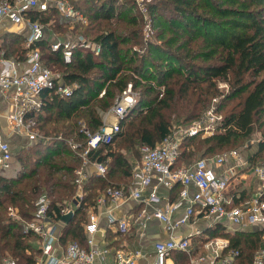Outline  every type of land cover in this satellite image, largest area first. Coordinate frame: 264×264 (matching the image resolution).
Segmentation results:
<instances>
[{
    "label": "trees",
    "instance_id": "trees-1",
    "mask_svg": "<svg viewBox=\"0 0 264 264\" xmlns=\"http://www.w3.org/2000/svg\"><path fill=\"white\" fill-rule=\"evenodd\" d=\"M75 3L87 17L86 24L65 19L54 6L34 14L39 13L49 30L61 35H84L101 43L102 50L96 54L77 49L72 63L67 64L61 52L52 51L49 34L37 43L44 64L61 72L66 83L77 84L78 88L70 97L49 90L43 93L45 105L36 118L41 132L53 135L52 140L15 147L19 143L16 139L11 144L13 169L0 171V264L9 256L19 264L36 262L41 254L38 236L25 234L18 221L9 215L8 208L17 207L19 214L30 220L36 200L46 191L57 219L62 218L60 205L75 196L76 170L82 163L68 141L86 142L82 123L92 132L98 131L104 114L129 84L138 94L137 103L121 122L123 130L113 143L101 146L94 154V160L107 166V174L90 178V189L87 185L88 194L81 208L60 237L64 244L73 240L85 246L87 236L82 223L87 219L89 206L100 192L113 185L110 179L123 173L133 175L124 149L140 156L139 148L156 147L170 133L174 121L189 125L212 104L222 114V120L213 134L184 139L178 167L191 166L199 156L219 155L214 153L250 138L258 123L264 127V0H155L150 4V12L157 17L156 27L161 31L156 42L143 40L142 16L134 0ZM161 4L171 8L166 20L159 16ZM165 33L169 38H164ZM2 42L8 54L15 52L25 58V38L11 35ZM140 45L146 47L143 53L134 50ZM219 82L228 85L225 93ZM218 96L222 98L213 103ZM235 100L228 109V103ZM118 141H123L126 148L116 150ZM232 150L237 149L228 151ZM262 156L264 130L256 152L249 159L255 164L264 161ZM210 239L198 241L195 249L203 253ZM232 242L234 249L240 251L239 258L256 254L252 244L244 242L243 246L238 238ZM189 259L187 253L179 252L176 264H189Z\"/></svg>",
    "mask_w": 264,
    "mask_h": 264
},
{
    "label": "built area",
    "instance_id": "built-area-1",
    "mask_svg": "<svg viewBox=\"0 0 264 264\" xmlns=\"http://www.w3.org/2000/svg\"><path fill=\"white\" fill-rule=\"evenodd\" d=\"M139 2V0H137ZM150 1V0H147ZM76 0H0V28L3 25L14 23L29 28L28 37L25 38L24 48L26 56L24 62L18 57L10 59L1 53L0 58V89L12 99L10 109L5 113L10 132L5 135L0 131V171L13 169L14 152L10 138L24 137L28 141L40 143L52 140L53 137L41 132L36 115L44 108L43 93L46 90L55 95L70 97L74 94L77 84L70 85L65 82L62 73L54 71L46 66L42 60V51L37 43L47 34L51 37V49L53 52H61L65 63H72L77 49L90 50L96 54L102 50V44L84 36L75 34H58L48 29L39 13L46 12L54 6L65 19L73 23L86 24L85 14L76 6ZM142 12L145 14L146 24L143 33L148 36L151 33V19L147 12L144 0L139 2ZM39 12L38 14H34ZM19 27V32L24 27ZM48 29V30H47ZM143 53V52H140ZM104 92L100 96H103ZM138 94L133 85L117 96L115 104L107 111L102 127L92 132L83 123L81 132L86 136V142L69 140V144L82 163L76 170L75 183L77 192L68 199L61 207L62 218L72 214L81 208L84 199V187L89 178L91 166H95L96 173L105 177L107 166L93 159L94 154L101 146L110 145L122 132L121 122L129 114V109L137 103ZM215 102L217 100H214ZM116 115L118 121L110 123L109 115ZM216 105L212 104L209 109L187 127L171 129L170 133L156 147L142 145L139 150L141 160L134 168V179L129 189L118 187L114 184L103 191L95 200L88 212L87 221L83 223L87 236L86 245L82 246L78 241H69L62 256L55 254V246L60 241V228L65 226L62 218L57 219V213L53 208L52 199L47 193L41 194L35 202V209L30 220L19 214L17 207L8 208L9 215L17 220L25 234H35L39 238L42 251L40 263L42 264H97L106 262L108 247L99 248L96 235L100 230V212L107 208L110 226L116 227L120 236H125L130 229V223L126 218H117L115 208L127 199H134L144 203L145 207L136 216V220L146 226L153 218L162 221L170 237L166 241H159L155 245V261L153 264H167V260L173 251L191 252L192 236L200 234L194 232L189 237L181 238L176 231L183 225L191 222L198 214L206 218L226 220L229 224L241 226L246 224L261 225L264 227V197L257 194L250 200L240 205H233L230 196V177L219 173L218 168L229 159H240L238 150H232L211 158H201L191 166L178 167L180 147L188 136L199 134L211 135L217 124L222 120ZM61 139V136L59 137ZM264 183V165H258L255 169ZM156 179L159 184L167 188L182 185L178 201L170 202L164 207H157L163 199L155 188L148 197L143 194ZM194 186L195 192L189 189ZM183 200L189 202L185 213L177 220L171 217L174 210L182 206ZM106 206V207H105ZM151 208V209H150ZM227 244L220 239H210L205 244L207 254L199 258L192 256V262L207 261L208 264H237L236 258L240 255L237 249L231 250L223 256L221 250ZM140 252H125L123 249L116 252L115 264H137ZM103 263V264H104ZM4 264H19L9 256L4 259ZM252 264H264V248L257 250Z\"/></svg>",
    "mask_w": 264,
    "mask_h": 264
},
{
    "label": "crops",
    "instance_id": "crops-1",
    "mask_svg": "<svg viewBox=\"0 0 264 264\" xmlns=\"http://www.w3.org/2000/svg\"><path fill=\"white\" fill-rule=\"evenodd\" d=\"M23 26L21 24H14L9 23L3 25L0 28V58L1 53L4 52L5 56L10 59L20 58V56L15 55V52L7 53L5 48L3 47V38L6 36L11 35H18L21 38H27L29 33V28L26 26L22 32H19V27ZM22 45V44H21ZM24 46V43H23ZM15 55V56H14ZM23 62L24 60L20 58ZM1 67V64H0ZM12 105V99L9 96H5V94L0 89V131L7 135L10 132L9 125L7 123V119L5 118V113L10 109ZM107 113V112H106ZM106 113L103 116V121L105 119ZM108 121L110 123H114L118 121L116 115L111 114L108 117ZM18 139L19 144L25 139L24 137H16ZM239 151V150H238ZM140 152V150H139ZM240 159L231 158L224 162L222 166L218 168L220 174L229 176L230 177V196L232 198V202H239L238 205L244 203L246 200H250L257 194H262L264 197V183L260 179L258 173L255 171L258 165H254L250 161V156H244V154L239 151ZM141 160L140 156H134L132 159L128 160L131 165L130 173L132 172L134 175V168L137 163ZM103 163V162H102ZM104 164V163H103ZM194 164V163H193ZM192 164V165H193ZM131 173V174H132ZM128 175H124V173L120 177H116L114 179H110L111 183L118 187H125L127 189L130 188L131 183L134 177ZM252 176V180L249 182V178ZM91 177H103L96 173L95 166H91L89 170V178L85 184L84 191H85V198L88 194L86 187L90 189L89 180ZM237 180L238 182L235 185L232 184ZM157 189L159 196L163 199V202L157 207H164L167 203L178 201L180 198V192L183 189L182 185L177 184L173 188H167L162 184H159L156 179L153 180L151 186L145 191L143 194L144 197H148L149 194L154 190ZM195 187L191 186L189 191L191 194L195 192ZM102 192H100L101 194ZM99 194V195H100ZM98 197V196H97ZM85 200V199H84ZM189 202L187 200H183L182 206L174 210L171 214V217L174 220L179 219L186 211L187 207L189 206ZM92 205L89 206L87 210V217L88 212L90 211ZM106 207V206H105ZM145 207L144 203L141 201H136L134 199H127L124 200L115 208V215L117 218H126L130 223L129 232L125 236H120L117 231L116 227L110 226L109 217L107 208H103L100 212V230L96 235V242L99 248L108 247L110 252L107 254L106 262H98L97 264H115V255L116 252L119 250H124L125 252H140L141 256L138 257L137 264H153L155 261V245L159 241H166L170 237L169 232L166 230L165 225L162 221L153 218L147 222V225L144 227L141 223L136 220V216L139 212ZM151 209V208H150ZM74 216L69 223H64L65 226L60 228V234L62 235L63 230L72 222ZM87 221V219H86ZM85 221V222H86ZM84 223V222H83ZM82 223V228L84 230ZM200 231V234L193 237L192 236V246L191 252L185 251H173L167 260V264H176L177 255L179 252H185L189 256V264H208L207 261L200 262H192V256L199 258L200 256L207 254L208 251L204 247V252L201 253L200 250L195 249L196 246L193 248L194 244H197L198 241L207 239V237H211V239H220L222 242L227 244L221 250L223 256H226L230 253L231 250H234L232 246L233 242L232 239L238 238L242 241V245L244 242H247L248 245H251L253 250L256 251V247L264 248V227L261 225H252L246 224L241 226H235L229 224L226 220H219L214 218H206L203 214L196 215L195 218L191 220V222L181 226L176 233L180 235L181 238L189 237L194 232ZM85 233V231H84ZM214 233L215 235H213ZM61 237V236H60ZM242 238V239H241ZM261 238V242L257 241ZM73 241V240H69ZM68 241V242H69ZM62 243L61 239L56 243L55 246V254L57 256H62L63 251L66 249L67 244ZM257 243V244H256ZM256 244V245H255ZM38 248L40 249V243H38ZM42 254V251H41ZM36 257V262L34 264H42L40 263L41 258ZM251 258L246 257H237L236 263L237 264H252L254 260V256Z\"/></svg>",
    "mask_w": 264,
    "mask_h": 264
},
{
    "label": "rangeland",
    "instance_id": "rangeland-1",
    "mask_svg": "<svg viewBox=\"0 0 264 264\" xmlns=\"http://www.w3.org/2000/svg\"><path fill=\"white\" fill-rule=\"evenodd\" d=\"M134 2H135V4H136V7L138 8V10H139V12H140V14H141V16H142V23H143V28H144V24H146V19H145V14L142 12V10H141V7H140V5H139V2H141V0H139V2L137 1V0H134ZM144 2L146 3V5H147V12H148V14H149V18L151 19V33L148 35V36H146L144 33H143V40L144 41H146V42H149L150 40H154L155 42L157 41V40H159L160 38H159V36L161 35V31H158V29H157V27H156V25H157V17H155V16H153L152 14H151V12H150V4H152V3H155V0H150V1H147V0H144ZM171 15V8H169V6H167V5H165V4H161L160 6H159V16H163V18H164V20H166V18H169V16ZM164 38L166 39V38H169V35H168V33H165L164 34ZM164 39V40H165ZM164 40L163 41H159V42H164ZM143 41V42H144ZM160 44V43H159ZM134 50L135 51H138V52H144L145 50H146V47H145V45H140V46H135L134 47ZM219 86H220V88L224 91V93L227 91V89H228V85L225 83V82H219ZM222 98V96H218V97H216L214 100H220ZM214 100H213V103H214ZM236 102V100L234 101V102H230V103H228V109H230V107L231 106H233V104ZM180 122H173V129H175V130H179V129H177V128H179V127H181V126H183V127H187V126H189V125H185L186 124V122H183V123H181V124H179ZM190 124V123H189ZM181 125V126H180ZM263 130H264V127H263V125H261L260 123H258L257 125H256V128H255V131H254V133H253V135L250 137V138H248V139H243V140H240L236 145H234V146H231V147H229V148H224L223 150H217L214 154H223V153H225V152H227L228 150H230V149H237V150H239V151H241L243 154H244V156H251L252 154H254L255 152H256V150H257V147H258V141H259V139H260V137H261V134H262V132H263ZM206 135H208V134H200V135H198V137H204V136H206ZM49 136H52V137H54L53 135H49ZM11 139H13V140H11ZM10 142H11V144L12 143H16V137H14V136H12L10 139ZM48 141H50V140H48ZM119 142V141H118ZM18 143V142H17ZM31 144V145H38V143H34V142H32V141H28L26 138L22 141V143H18V144H16L15 145V147H20L21 146V144H23V145H27V144ZM124 147H125V143H123V141H120L119 143H117L116 145H115V149L116 150H121V149H124ZM72 148V147H71ZM126 148V147H125ZM15 150V149H14ZM73 150V149H72ZM124 153H125V155L124 156H126L129 160L130 159H132L133 157H134V153L133 152H130V150H128L127 151V149L125 150L124 149ZM214 154H210V155H214ZM262 157H264V156H262ZM199 158H203V157H197L196 159H198L199 160ZM263 160H264V158H262ZM254 165H264V161H261V162H258V163H255ZM252 180V176L249 178V182ZM238 181L237 180H235L234 182H232V184L233 185H235V183H237ZM44 193H46V191L44 192ZM9 213V212H8ZM196 245L194 244L193 245V248L195 247Z\"/></svg>",
    "mask_w": 264,
    "mask_h": 264
},
{
    "label": "water",
    "instance_id": "water-1",
    "mask_svg": "<svg viewBox=\"0 0 264 264\" xmlns=\"http://www.w3.org/2000/svg\"><path fill=\"white\" fill-rule=\"evenodd\" d=\"M71 219H72V214L71 213L68 214V215L63 216V218H62V220L64 222H66V223H69L71 221Z\"/></svg>",
    "mask_w": 264,
    "mask_h": 264
}]
</instances>
